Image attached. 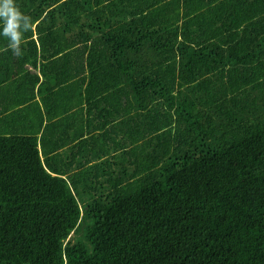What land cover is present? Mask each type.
Returning a JSON list of instances; mask_svg holds the SVG:
<instances>
[{
    "label": "trees",
    "instance_id": "obj_1",
    "mask_svg": "<svg viewBox=\"0 0 264 264\" xmlns=\"http://www.w3.org/2000/svg\"><path fill=\"white\" fill-rule=\"evenodd\" d=\"M0 264H264V0H0Z\"/></svg>",
    "mask_w": 264,
    "mask_h": 264
}]
</instances>
